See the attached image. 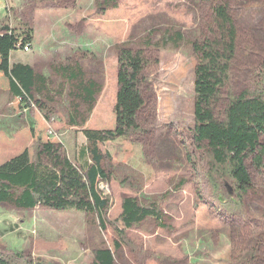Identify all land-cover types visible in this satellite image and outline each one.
I'll return each instance as SVG.
<instances>
[{"label":"rangeland","instance_id":"rangeland-1","mask_svg":"<svg viewBox=\"0 0 264 264\" xmlns=\"http://www.w3.org/2000/svg\"><path fill=\"white\" fill-rule=\"evenodd\" d=\"M99 4L100 0H0L1 19L12 26L23 21L35 32L34 47L14 52V62L29 63L47 76L54 92L65 89L60 67L76 63L101 85L86 129H115L118 47H138L150 40L155 48L148 53L147 107L141 119L145 132L101 146L113 155V180L101 185L112 200L104 230L82 172L76 168L86 138L81 128L68 123L67 92L49 105L47 121L37 107L20 106L0 73V165L26 149L33 155L32 147L40 137L44 162L71 180V186L63 183L46 205L34 210L0 205V257L24 252L35 264H93L98 247L115 250L116 229H124L117 220L125 198L136 197L146 204L170 193L162 202L170 228L147 222L128 230L134 246L123 245L116 253V264H241L252 251L258 256L254 264H264V239H257L264 233V167L259 171L252 162L248 164L256 194L249 197L242 213L226 212L213 196L204 151L194 138L196 58L186 44L178 49L156 47L176 31L188 40L198 37L208 23L209 10L197 0ZM231 6L239 49L226 94H241L264 83V0H231ZM229 191V186L223 187L224 195Z\"/></svg>","mask_w":264,"mask_h":264},{"label":"trees","instance_id":"trees-1","mask_svg":"<svg viewBox=\"0 0 264 264\" xmlns=\"http://www.w3.org/2000/svg\"><path fill=\"white\" fill-rule=\"evenodd\" d=\"M210 13L208 23L199 36L188 40L184 33L176 31L164 36L158 48H180L188 45L196 58L194 70V138L198 148L204 151L208 165L207 179L213 187V196L226 212L242 213L246 202L256 194V187L249 171L252 162L259 171L264 167V83L261 87L241 94L227 93L233 78L238 56L239 30L231 0H197ZM117 5V0H100L99 6ZM35 32L23 21L12 26L1 19L0 14V73L8 80L11 96L20 106L37 107L48 121L46 111L57 97L67 92L69 98V125L81 128L86 144L76 157V168L82 172L84 186L93 201L99 226L106 229V213L111 208V197L101 190L102 184L113 180V155L103 151L102 145L118 140H129L142 135V116L147 107L145 89L147 72L151 68L150 49L152 41L142 46L124 44L118 47V93L115 105L116 125L113 130H90L86 126L92 116L101 85L90 77L79 63L60 67L66 80L59 92L53 90L51 80L29 64L13 61L16 51L33 48ZM61 93V94H59ZM35 135V129H31ZM0 165V205L31 211L46 205L58 193L63 183L71 186L69 177L43 160V142L39 137L32 147ZM124 183V181H122ZM186 182H181V190ZM229 186L228 195L223 187ZM228 189V187H227ZM70 193V192H69ZM70 195V194H68ZM170 197L165 193L143 204L136 197L123 201L117 228L119 240L115 250L106 245L94 250L93 264H116V253L123 245L134 246L127 231L153 222L168 230L162 202ZM264 239V233L257 239ZM259 246V244L257 245ZM252 251L243 257L241 264H254L258 259ZM0 264H35L24 252L0 257Z\"/></svg>","mask_w":264,"mask_h":264},{"label":"built area","instance_id":"built-area-1","mask_svg":"<svg viewBox=\"0 0 264 264\" xmlns=\"http://www.w3.org/2000/svg\"><path fill=\"white\" fill-rule=\"evenodd\" d=\"M24 50H25V52H29L30 51V48H27L26 47Z\"/></svg>","mask_w":264,"mask_h":264},{"label":"crops","instance_id":"crops-1","mask_svg":"<svg viewBox=\"0 0 264 264\" xmlns=\"http://www.w3.org/2000/svg\"><path fill=\"white\" fill-rule=\"evenodd\" d=\"M31 65V64H30Z\"/></svg>","mask_w":264,"mask_h":264}]
</instances>
